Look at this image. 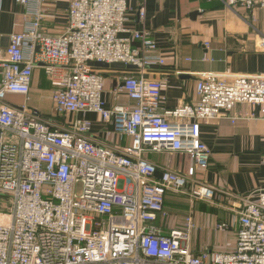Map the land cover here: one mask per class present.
<instances>
[{"label":"built area","instance_id":"obj_1","mask_svg":"<svg viewBox=\"0 0 264 264\" xmlns=\"http://www.w3.org/2000/svg\"><path fill=\"white\" fill-rule=\"evenodd\" d=\"M15 1L31 16L0 47V264H264V189L235 197L231 252L194 254L191 218L168 233L156 226L169 191L212 204L217 191L193 179L210 160L200 126L234 124L244 104L264 114V74L200 73L196 102L168 109L161 83L146 77L165 60L149 32L127 26V0H71L56 37L41 28L45 0ZM223 4L264 9V0ZM138 14L144 18L143 8ZM95 62L136 67L121 70L113 89V99L124 96L126 105L107 107L103 70L89 66ZM36 69L53 88L62 123L43 120L28 104ZM89 114L112 126L117 145L90 137ZM124 139L128 145H119ZM151 153H182L193 167L156 177Z\"/></svg>","mask_w":264,"mask_h":264},{"label":"crops","instance_id":"obj_2","mask_svg":"<svg viewBox=\"0 0 264 264\" xmlns=\"http://www.w3.org/2000/svg\"><path fill=\"white\" fill-rule=\"evenodd\" d=\"M71 0H45L42 31L48 36L61 35L67 25V11ZM127 26L135 31L145 30L158 46L165 65L146 71V77L161 83L165 108L172 109L196 102L195 82L203 72L225 75L264 74V9L255 6L227 7L223 0H127ZM144 18L140 19L139 9ZM30 12L15 0H0V47L8 45L12 34L22 32L30 22ZM207 44V45H206ZM208 46V47H207ZM104 99L107 107L126 105L121 96L113 99L120 70H103ZM52 86L42 69L32 76L29 102L39 110L48 111L49 118L61 122L54 114ZM10 101L21 102V97L10 96ZM239 116L234 124L223 119L202 123L201 141L210 151L209 165L199 170L193 179L217 191L212 204L195 201L187 195L167 192L164 213L156 222L164 233L179 227L184 218L195 224L190 232V247L194 254L203 250L231 252L235 246L237 218L230 209L237 205L235 197L248 196L264 189V114L259 107L239 105L234 112ZM90 137L110 147L118 144L112 126L94 115ZM57 122V123H59ZM62 123V122H61ZM111 133L107 135V133ZM128 139L119 143L127 146ZM156 167V177L164 170L185 174L192 161L182 153L147 155ZM186 198V199H185ZM187 200V201H186ZM233 205V206H232ZM228 225L224 231L216 229ZM182 229V228H177Z\"/></svg>","mask_w":264,"mask_h":264},{"label":"water","instance_id":"obj_3","mask_svg":"<svg viewBox=\"0 0 264 264\" xmlns=\"http://www.w3.org/2000/svg\"><path fill=\"white\" fill-rule=\"evenodd\" d=\"M89 66L97 68V69H101V70H108V69L120 70V71L121 70H136L135 66H131V65L124 66L121 63L105 64V63L95 62V63H89Z\"/></svg>","mask_w":264,"mask_h":264},{"label":"trees","instance_id":"obj_4","mask_svg":"<svg viewBox=\"0 0 264 264\" xmlns=\"http://www.w3.org/2000/svg\"><path fill=\"white\" fill-rule=\"evenodd\" d=\"M51 91H52V89H51ZM29 106H30L31 108L35 109V110L38 112L39 116H40L43 120H51V118H49L48 111H46V110H39V109H36L34 106H31V104H29ZM52 120H53V119H52ZM54 121H56V120H54ZM56 122H59V121H56ZM61 122H63V119L61 120ZM61 122H59V123H61Z\"/></svg>","mask_w":264,"mask_h":264},{"label":"rangeland","instance_id":"obj_5","mask_svg":"<svg viewBox=\"0 0 264 264\" xmlns=\"http://www.w3.org/2000/svg\"><path fill=\"white\" fill-rule=\"evenodd\" d=\"M195 180V179H194ZM197 181V180H196ZM186 199V198H185ZM187 201V200H186ZM186 219L187 218H184L183 220H182V222L180 223L181 225L179 226V227H177V228H182L183 226H184V224H185V221H186Z\"/></svg>","mask_w":264,"mask_h":264}]
</instances>
